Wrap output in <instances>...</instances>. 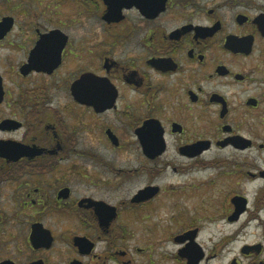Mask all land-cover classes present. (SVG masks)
I'll return each mask as SVG.
<instances>
[{
    "label": "flooded vegetation",
    "instance_id": "flooded-vegetation-1",
    "mask_svg": "<svg viewBox=\"0 0 264 264\" xmlns=\"http://www.w3.org/2000/svg\"><path fill=\"white\" fill-rule=\"evenodd\" d=\"M0 76V264H264V0H0Z\"/></svg>",
    "mask_w": 264,
    "mask_h": 264
},
{
    "label": "rangeland",
    "instance_id": "rangeland-1",
    "mask_svg": "<svg viewBox=\"0 0 264 264\" xmlns=\"http://www.w3.org/2000/svg\"><path fill=\"white\" fill-rule=\"evenodd\" d=\"M8 78V77H7ZM8 82V81H7ZM12 100V92L7 91L5 102L0 106V117H10L12 116V108L8 104L9 101ZM130 158H136V157H130ZM162 179H168V180H180L182 178L179 177H173V175L168 172L162 176ZM170 211L165 210L164 213L161 216L160 222L157 224L159 225L157 235H154V249L152 252V255L154 253L155 259L157 260V263L154 264H178V259L174 258V254L178 252V249L180 248L179 244H176L174 241L170 240V235L165 233L164 228L166 226H169L170 223ZM157 222V221H156ZM176 227V225L174 226ZM143 237H148L146 235H143ZM152 240V241H153ZM170 240V241H169ZM150 255V253H149Z\"/></svg>",
    "mask_w": 264,
    "mask_h": 264
},
{
    "label": "water",
    "instance_id": "water-1",
    "mask_svg": "<svg viewBox=\"0 0 264 264\" xmlns=\"http://www.w3.org/2000/svg\"><path fill=\"white\" fill-rule=\"evenodd\" d=\"M4 90H3V80L2 77L0 76V103L4 99ZM0 128L4 130H12V120H5L0 124ZM0 156H12V142L11 141H0ZM11 159V158H10ZM177 242H184L185 241V236L182 237H177L176 238ZM186 251L183 249V251L180 253L183 257H185ZM188 264H198V260L195 259H190L188 261Z\"/></svg>",
    "mask_w": 264,
    "mask_h": 264
}]
</instances>
